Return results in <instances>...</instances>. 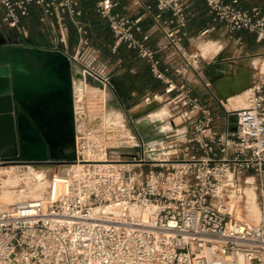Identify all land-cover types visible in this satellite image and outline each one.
<instances>
[{
  "label": "built area",
  "instance_id": "obj_1",
  "mask_svg": "<svg viewBox=\"0 0 264 264\" xmlns=\"http://www.w3.org/2000/svg\"><path fill=\"white\" fill-rule=\"evenodd\" d=\"M82 2L0 0V31L13 32L16 45H31L25 21L36 13L54 32L46 49L63 52L105 91L97 114L74 94L76 158L49 165L75 168L72 176L53 177L62 193L0 206V264H264V72L245 88L246 107L222 105V116H216L187 80L199 71L183 47L190 19L185 0H155V8L134 0L152 22L148 31L142 17L121 11L120 0H93L96 15L114 36L111 52L125 46L164 85L161 92L135 95L132 111L113 81L124 71L122 62H105L92 48L79 21L85 15ZM205 2L213 22L230 33H252L264 44L261 9ZM71 21L78 35L72 53ZM155 34L161 40L153 46ZM109 94L121 125L108 120ZM163 108L170 129L162 138L145 139L136 121ZM110 134L117 146L109 145ZM32 165L0 159V167ZM239 180L246 185L239 191L248 186L255 191L258 225L233 213L227 190ZM1 186L0 180V191Z\"/></svg>",
  "mask_w": 264,
  "mask_h": 264
},
{
  "label": "crops",
  "instance_id": "obj_2",
  "mask_svg": "<svg viewBox=\"0 0 264 264\" xmlns=\"http://www.w3.org/2000/svg\"><path fill=\"white\" fill-rule=\"evenodd\" d=\"M120 1L121 11L124 14L131 17H137L139 15V17H142L141 26L143 30H150L152 22L145 16L143 6H139L138 8L135 6L134 0ZM185 1L187 2L190 19L188 37L183 47L188 54L193 56L194 65L199 69V76L196 73H190L187 80L194 88V94L201 97L203 103L206 104L216 116H220L223 112V108L220 104V102H222L221 96L209 82L207 78L208 73L217 65H230L232 66V73H234L235 67L244 65L246 61L255 60L257 62L255 67L253 65L246 67L250 74V79L246 85L247 87L256 76L264 72V44H258L255 35L252 33L247 31L230 33L222 24L213 22L212 17L208 13L205 0ZM227 2L245 9L259 8L264 12V0H227ZM82 3L85 15L79 21L82 22L89 31L92 48L101 52L102 59L105 62L110 64H115L119 61L122 62L124 71L115 75L113 81L118 93L123 100L126 101L128 106L131 104V99L137 94L140 95L147 91L161 92L164 88L163 83L156 81L151 76L146 63L140 59L138 60L134 52L128 50L125 46L120 47L116 54L111 52V48L114 44V36L107 22L101 20L96 15L92 0H83ZM142 3L144 6H152L155 8V0H142ZM25 24L29 28L31 45L24 47L16 45L17 36L7 28H3L0 31V52L10 51L19 53L25 47L46 49L51 45L54 32L39 23L37 14L27 19ZM69 27V52L72 53L77 46L78 35L75 22H69ZM206 30H209V32L202 36V33ZM160 40L161 36L155 34L152 38V45H156ZM163 61L165 63L164 65H166L168 59L163 58ZM175 63H180V59L177 58ZM203 70L204 72L201 74L200 72ZM74 78H82L81 80L86 81L85 87H87V83L90 82V77L83 70L79 73L76 72V77L74 76ZM245 88L242 92H244ZM222 104L225 106L223 102ZM71 107L70 118L74 125L75 135L74 94ZM219 109H221V111ZM72 152L75 153V140Z\"/></svg>",
  "mask_w": 264,
  "mask_h": 264
},
{
  "label": "water",
  "instance_id": "obj_3",
  "mask_svg": "<svg viewBox=\"0 0 264 264\" xmlns=\"http://www.w3.org/2000/svg\"><path fill=\"white\" fill-rule=\"evenodd\" d=\"M22 50L28 54V58L10 51L0 52V159L53 166L71 162L74 153L59 151V141L53 139L49 132L39 129L33 122L35 114L31 113V121L26 118L23 110L27 107V99L37 103L35 96L42 97V103H46L49 109L71 107L73 94L77 95L79 86L86 85L82 78H74L81 69L61 51L35 47ZM90 83L98 86L92 78ZM117 110L109 94L108 120ZM140 120L136 121V127L145 139L162 138L166 132L154 130L153 126L143 128ZM154 132L160 134V137L151 136ZM57 135H67L73 142V122Z\"/></svg>",
  "mask_w": 264,
  "mask_h": 264
},
{
  "label": "bare ground",
  "instance_id": "obj_4",
  "mask_svg": "<svg viewBox=\"0 0 264 264\" xmlns=\"http://www.w3.org/2000/svg\"><path fill=\"white\" fill-rule=\"evenodd\" d=\"M249 65L255 67L257 62L255 60L246 61L244 65L235 67L234 73H232V66L230 65H217L208 73L209 82L220 93L226 107L230 108L235 103H238L240 107L247 106L246 94L242 90L250 79L249 71L246 68ZM77 97L79 100L85 99L89 105L90 112L97 114L101 112L98 104L104 101L105 91L104 89L97 90L96 87L86 89L84 85H81L78 87ZM166 116L165 112H161L159 115L153 112L152 115L140 120V124L143 128H148L151 123L161 121ZM111 119L116 125L122 124V115L118 112L114 113ZM112 135L110 134L109 138ZM74 170L75 168L72 166L60 167L59 169L45 166H10L8 168H0V180L2 183L0 206L5 208L29 199L56 197L62 193V187L59 183H53V177L55 175L72 176ZM21 184L28 186L30 192L23 194L20 191ZM228 195L233 213L238 219L250 225L259 224L260 212L257 209L256 195L252 187L244 188L243 191H231Z\"/></svg>",
  "mask_w": 264,
  "mask_h": 264
},
{
  "label": "flooded vegetation",
  "instance_id": "obj_5",
  "mask_svg": "<svg viewBox=\"0 0 264 264\" xmlns=\"http://www.w3.org/2000/svg\"><path fill=\"white\" fill-rule=\"evenodd\" d=\"M13 53V52H10ZM18 54H21L23 57L28 58V54L21 50ZM34 96V94H33ZM36 102H32L31 100H26V108H24L23 113L28 120H33L35 124L41 129V131L49 132L53 139L59 141L58 150L59 151H73L74 149V141H70L67 135L59 136L58 132L65 130L66 126H68L72 121L70 118V112L72 107H64V108H47L48 105L46 103H42L43 98L40 96H35ZM64 112V113H63ZM31 113L35 114V118H31ZM64 118V120H63ZM66 118V121H65ZM75 140V135H74ZM19 162V161H15ZM25 163V162H23Z\"/></svg>",
  "mask_w": 264,
  "mask_h": 264
},
{
  "label": "rangeland",
  "instance_id": "obj_6",
  "mask_svg": "<svg viewBox=\"0 0 264 264\" xmlns=\"http://www.w3.org/2000/svg\"><path fill=\"white\" fill-rule=\"evenodd\" d=\"M199 70V69H198ZM204 72V70L203 71H201L200 73L202 74ZM87 87H85L86 89H88L89 87H94V86H90L91 85V83L90 82H88L87 83ZM96 89L97 90H99V89H103V88H97L96 87ZM217 91V90H216ZM218 92V91H217ZM219 93V92H218ZM219 95H220V93H219ZM221 96V95H220ZM221 101L223 102V99H222V96H221ZM222 102H220V104H221V106L223 105L222 104ZM225 105V104H224ZM226 106V105H225ZM130 107V109L132 110V111H134L135 110V108L132 106V105H130L129 106ZM227 108V107H226ZM239 108H244L243 106H239V104L237 103H235L234 105H232V107H230V108H228V109H239ZM220 111H221V109H219ZM156 114H160L161 112H165V115H167L168 116V111H167V109H165V108H163V109H160V110H157V111H154ZM73 113V112H72ZM114 113H116V112H114ZM150 115H152V113L150 114ZM221 116H222V114H220ZM144 115H141V116H139V120L143 117ZM167 116L165 117V118H163L161 121H156L155 123H151L150 125H149V127L148 128H150L151 126H153V128H155L156 130H158L159 132H163V131H167V130H169L170 129V126L168 125V124H166L165 123V121H166V119H167ZM233 121H234V118H233ZM124 133V134H123ZM122 133V136L123 137H125V136H127L128 135V130H125L124 132ZM151 136H159L160 137V134L158 135V133L156 132H154L153 134H151ZM151 136H149V137H151ZM109 143H110V146H117L118 145V142H117V140H116V138H115V135H112L110 138H109ZM75 154H74V158L71 160V161H74L75 160ZM33 166V165H32ZM34 166H45V167H52V166H49V164H43V165H34ZM28 167V166H27ZM0 168H3V167H0ZM5 168H8V167H5ZM55 169V168H54ZM146 171H148V169H146ZM235 184V187H232V190L231 189H229V190H227V191H238L239 189H242L243 187H246V185H245V183H244V181H242V180H239V181H237L236 183H234ZM249 187V186H248ZM247 187V188H248ZM250 188V187H249ZM253 188V187H252ZM20 191L23 193V194H25V193H29L30 192V190H29V187L28 186H26L25 184H21L20 185ZM256 205H257V203H256ZM257 209H258V206H257ZM259 211V210H258Z\"/></svg>",
  "mask_w": 264,
  "mask_h": 264
},
{
  "label": "trees",
  "instance_id": "obj_7",
  "mask_svg": "<svg viewBox=\"0 0 264 264\" xmlns=\"http://www.w3.org/2000/svg\"><path fill=\"white\" fill-rule=\"evenodd\" d=\"M92 2H93V0H92ZM93 4H94V2H93ZM32 15H33V17H34V16H36V14H35V13H33Z\"/></svg>",
  "mask_w": 264,
  "mask_h": 264
}]
</instances>
